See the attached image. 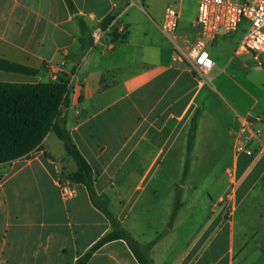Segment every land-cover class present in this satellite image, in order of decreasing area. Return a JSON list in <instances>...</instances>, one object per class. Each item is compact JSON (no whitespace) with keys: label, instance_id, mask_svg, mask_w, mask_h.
I'll use <instances>...</instances> for the list:
<instances>
[{"label":"crops","instance_id":"1","mask_svg":"<svg viewBox=\"0 0 264 264\" xmlns=\"http://www.w3.org/2000/svg\"><path fill=\"white\" fill-rule=\"evenodd\" d=\"M72 1L75 11L66 0H0V82L69 78L70 105L61 123L93 168L99 199L141 244L165 231L167 220L143 229L133 210L143 196L155 197L164 188L173 203L178 181L164 164L180 173L198 115L191 168L206 157V148L220 150L224 138L232 144L229 164L203 200L198 187L188 196L190 181L180 187L182 206L150 255L156 264H264V55L259 64L251 54H236L239 42L233 45L232 35L220 37L210 48L214 67L206 82L173 61V46L161 32L166 11L158 9L159 0ZM173 1L180 31L191 41L200 0L192 19L185 15L188 0ZM108 18L113 21L107 36L95 45L91 33ZM80 21L88 28L84 42ZM120 24L127 27L123 39L116 34ZM20 66L37 74L17 71ZM240 117L259 118L260 138L250 144L254 156L236 152ZM4 165L9 167L0 177V264H77L111 231L85 185L67 179L73 194L63 193L60 167L73 173L77 164L54 132L43 150ZM23 185L31 188L27 213L16 205ZM203 209L205 221L189 225ZM88 264L139 262L124 240H115Z\"/></svg>","mask_w":264,"mask_h":264},{"label":"trees","instance_id":"2","mask_svg":"<svg viewBox=\"0 0 264 264\" xmlns=\"http://www.w3.org/2000/svg\"><path fill=\"white\" fill-rule=\"evenodd\" d=\"M70 9L75 11L72 0H66ZM113 18L106 19L101 25L107 29ZM83 39L88 28L80 21ZM17 71L35 76L36 70L17 67ZM70 80L60 75L56 80L38 83L0 82V165L29 158L36 151L43 150L46 137L54 132L63 142L67 154L74 159L77 170L66 176L71 183L83 184L87 187L92 204L100 210L111 224V231L103 236L77 264H88L93 254L105 244L115 240H124L134 254L139 264H156L150 252L152 248L169 233L172 225L161 232L157 238L148 244H141L127 231L121 221L99 199L95 188L93 168L74 143L66 123H61L64 107L70 105ZM196 115L191 124L188 151L194 147V134L197 128ZM59 175L60 184L62 185ZM181 200L176 204L174 216L181 208Z\"/></svg>","mask_w":264,"mask_h":264},{"label":"built area","instance_id":"3","mask_svg":"<svg viewBox=\"0 0 264 264\" xmlns=\"http://www.w3.org/2000/svg\"><path fill=\"white\" fill-rule=\"evenodd\" d=\"M247 22V29L237 45L236 54H251L252 58L262 64L264 55V0H200L196 20L194 38L189 41L183 36L180 28V11L175 5H169L161 26L163 36L172 44L173 61H180L189 66L191 71L201 80L206 81L214 67L210 48L220 37L231 36L239 31L242 23ZM116 34L123 39L127 27L120 24ZM93 43L101 44L107 36V29L97 28L91 33ZM259 118L240 117V130L237 153L255 155L250 147L253 139L260 138V130L256 127ZM64 194L71 196L73 190L64 186Z\"/></svg>","mask_w":264,"mask_h":264},{"label":"rangeland","instance_id":"4","mask_svg":"<svg viewBox=\"0 0 264 264\" xmlns=\"http://www.w3.org/2000/svg\"><path fill=\"white\" fill-rule=\"evenodd\" d=\"M197 1L198 0H188V2H186L187 8L185 10V15L187 18L192 19L195 16ZM174 3L175 2L173 0H159L157 5L160 11L165 12L166 8ZM246 29H247V22L244 21L239 31L232 34L231 36L232 37L231 41L233 45L236 42L237 43L240 42L243 35L245 34ZM209 114L214 115V112L210 111ZM216 114L219 115L218 117L219 120H221L224 124H226L225 114L220 113V111H218ZM231 146H232L231 139L224 138V143L220 150L214 151L209 148H206L208 150L206 157L201 159L200 163H198V165L193 169L191 168V162H190L191 152H189L188 147H186V151H185L186 161L183 164L180 173H179V168H174L171 164L169 165L164 164L166 167L165 169L166 173L167 174L173 173L174 178H176L178 181L176 185L177 187L176 197L174 198L173 203H171L172 204L171 205L169 198V189L166 190L165 188L161 189L158 195H156L155 197L154 195L151 196L148 194H146V196H143V199L138 202L139 204H137L136 208L133 210V215L136 216V220L139 222L140 228L143 227V229L148 230L154 225H157V223H159L160 225L163 219L167 220V228L170 227L171 225L173 226L175 219L174 212H175L176 204L179 202V200H181V194H183L184 192V190L181 189L180 187L182 185L188 184L189 181L190 183L188 184L189 189L187 193L188 196H191L195 187H198L200 188L198 193L199 195H201L203 200L206 193L205 191L206 189L209 188V185H211V182L215 179L216 174L217 173L220 174V172L224 170L223 168H225V166L229 164L230 157H228L226 154L230 153L229 151L231 149ZM220 156H222L223 159L221 162L216 164V162L219 161ZM228 158L229 160H227ZM8 167L9 165L0 166V177L4 175ZM60 171H62L64 175L61 176V178H63L61 181L62 187L68 186L66 176L71 173L70 172L71 170L68 167L65 169V172H63L62 167H60ZM23 186L24 187L22 191L24 192V196L20 197L16 193L17 194L16 205L27 213L26 210L29 209L30 202L28 201L26 194H28V192L31 191V188L28 187V185L27 186L23 185ZM103 202L106 203L104 200ZM124 202L127 203V206L124 210V214H127L128 216L126 224L129 226V192L125 194ZM111 204H114V202H111ZM106 205L109 206L107 203ZM170 207L171 210H169ZM203 207L206 208V205H203ZM207 214H208V210L203 209L202 212H200L195 218L192 219V222H190L189 225H193L195 227L200 223L204 222ZM61 263L67 264L68 262L67 260H62Z\"/></svg>","mask_w":264,"mask_h":264}]
</instances>
